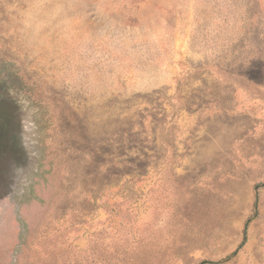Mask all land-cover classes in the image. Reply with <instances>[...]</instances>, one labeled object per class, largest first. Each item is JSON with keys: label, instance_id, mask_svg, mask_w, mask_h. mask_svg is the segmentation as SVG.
<instances>
[{"label": "rangeland", "instance_id": "1", "mask_svg": "<svg viewBox=\"0 0 264 264\" xmlns=\"http://www.w3.org/2000/svg\"><path fill=\"white\" fill-rule=\"evenodd\" d=\"M0 131V264H264V0H0Z\"/></svg>", "mask_w": 264, "mask_h": 264}, {"label": "flooded vegetation", "instance_id": "2", "mask_svg": "<svg viewBox=\"0 0 264 264\" xmlns=\"http://www.w3.org/2000/svg\"><path fill=\"white\" fill-rule=\"evenodd\" d=\"M4 137V132L0 131V140H3ZM18 139V141H17ZM19 143V136L15 135L13 137H11L10 139V145H9V150H10V155L14 158V159H20V154L17 151V144ZM2 143H0V149L2 148ZM12 170H14V167L11 168V172Z\"/></svg>", "mask_w": 264, "mask_h": 264}]
</instances>
